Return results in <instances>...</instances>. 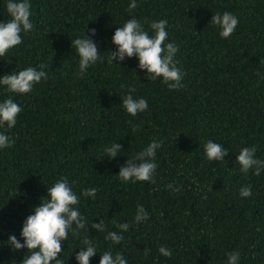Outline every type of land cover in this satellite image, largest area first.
Listing matches in <instances>:
<instances>
[{"label":"trees","instance_id":"16d2710c","mask_svg":"<svg viewBox=\"0 0 264 264\" xmlns=\"http://www.w3.org/2000/svg\"><path fill=\"white\" fill-rule=\"evenodd\" d=\"M128 3L31 0L33 28L0 57V75L40 65L47 74L25 95L0 89V100L11 95L22 108L8 133L14 143L0 150V242L9 235L19 239L46 187L66 177L97 246L90 264L111 246L106 232L124 222L129 230L111 248L128 264H225L233 250L240 264H264V170L244 174L235 161L242 147L253 146L264 159V0H137L132 10ZM4 4L0 0V21L9 18ZM225 11L239 23L222 39L210 20ZM129 16L168 21L165 42L178 46L175 59L184 74L179 89L149 81L135 57L108 62L111 36ZM93 28L102 59L79 76L70 41ZM130 86L148 102L135 117L120 106ZM153 139L161 143L154 182L121 183L120 166ZM209 139L228 150L223 160L205 159ZM113 141L121 144V155L99 159ZM248 185L252 194L241 197ZM90 188L97 190L95 199L80 195ZM137 205L148 212L146 221H133ZM100 219L105 232L90 228ZM80 239L69 234L62 242L63 264H76ZM159 246L172 255H160ZM23 254L0 246V264H19Z\"/></svg>","mask_w":264,"mask_h":264},{"label":"clouds","instance_id":"9594fccd","mask_svg":"<svg viewBox=\"0 0 264 264\" xmlns=\"http://www.w3.org/2000/svg\"><path fill=\"white\" fill-rule=\"evenodd\" d=\"M5 10L8 15L6 21H0V57L7 55L10 50L19 46L22 42L21 33H28L33 24L30 19L31 0H5ZM137 0H129L128 9H135ZM116 27L111 36L114 51L109 52L108 62L120 65L128 58L135 57L137 68L144 72L149 81L159 80L169 90L179 89L183 72L177 67L175 59L178 46L168 40L166 19L151 22H142L135 16ZM147 23V28L145 27ZM210 23L218 29V35L227 39L234 33L239 21L231 12L225 11L211 16ZM96 30L89 29L88 34L71 39V48L78 57L76 75L83 76L90 67L96 65L102 59L94 39ZM115 61V63H114ZM259 75V74H258ZM47 79L43 65L38 67L28 66L18 71L0 75V89L12 95H25L31 93L34 86ZM264 79V76H260ZM135 89L129 87L121 99L120 106L130 117L143 113L148 108V102L143 97L133 95ZM22 108L11 98L0 100V150L12 145L14 141L8 134L18 120V114ZM161 143L153 139L132 158H127L120 166L117 178L121 183L154 182L156 173V151ZM122 153V146L117 141L110 142L102 147L100 158L109 161L115 160ZM256 148L242 147L236 155V163L239 171L247 174L251 169L253 174L259 175L264 170V159L258 158ZM203 154L208 162L221 161L228 154L220 143L209 139L203 145ZM172 188V185H168ZM179 191V187L172 188ZM96 189H84L80 195L96 198ZM46 196L40 198L37 206L31 209V213L23 220L19 239L15 235H9L6 241L0 242V246H7L12 251L24 250L19 264H63L61 244L68 240L69 234L74 238L81 237L79 251L75 254L76 264H90V259L97 254L95 242L87 234L88 222L79 209L80 197L74 190L73 183L66 177L58 178L51 186L46 187ZM252 194L251 185L242 186L239 195L249 197ZM18 195L16 189V195ZM148 212L143 205H137L133 221L140 223L148 219ZM118 231H107L105 241H110L111 246L119 244L123 240V233L129 230V222L114 224ZM91 229L96 232H105V222H91ZM111 246L108 250L99 254L98 264H128L125 257L116 252L113 254ZM145 254L147 250L145 249ZM158 252L164 257L172 255L171 250L159 246ZM60 254L61 258H57ZM225 264H240V253L231 251L226 255Z\"/></svg>","mask_w":264,"mask_h":264}]
</instances>
